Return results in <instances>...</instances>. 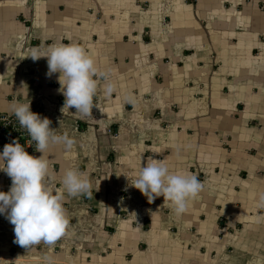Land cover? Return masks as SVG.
Listing matches in <instances>:
<instances>
[{"label":"crops","instance_id":"obj_1","mask_svg":"<svg viewBox=\"0 0 264 264\" xmlns=\"http://www.w3.org/2000/svg\"><path fill=\"white\" fill-rule=\"evenodd\" d=\"M61 43L116 85L97 77L87 116L62 111L59 73L28 56ZM14 102L74 140L46 151L50 186L75 168L93 195L64 193L54 246L14 243L0 214V264H264V0H0V113ZM151 158L202 182L184 214L131 185Z\"/></svg>","mask_w":264,"mask_h":264},{"label":"clouds","instance_id":"obj_2","mask_svg":"<svg viewBox=\"0 0 264 264\" xmlns=\"http://www.w3.org/2000/svg\"><path fill=\"white\" fill-rule=\"evenodd\" d=\"M28 56L33 61L47 58L46 76L59 73L58 91L65 97L62 111L67 107L75 108L76 112L85 116L91 114L98 89L97 77L106 81L105 94L110 95L116 89L110 71H101L94 58L77 44L53 45L46 52L34 47ZM11 111L35 142L36 150L42 154L31 155L18 140L4 145L0 152V170L11 178V186L6 192L0 191V214H5L14 225V243L26 248L41 243L54 246L66 233L69 223L64 208V193L91 197V183L87 174L68 168L61 177L62 190L51 187L45 153L55 145L71 149L74 140L67 133L55 134L49 126L50 120L33 112L30 103L14 102ZM131 185L139 189L149 202L163 196L176 215L184 214L189 200L203 189L202 182L195 175L171 171L167 164L152 158L141 166ZM256 207L264 209V193L256 200Z\"/></svg>","mask_w":264,"mask_h":264},{"label":"built area","instance_id":"obj_3","mask_svg":"<svg viewBox=\"0 0 264 264\" xmlns=\"http://www.w3.org/2000/svg\"><path fill=\"white\" fill-rule=\"evenodd\" d=\"M31 110L33 112L39 113V111H37L36 109L31 108ZM0 121L2 122L0 126V139H3V141H5L6 143H10L15 140V138H18V141L25 147V150L30 154L36 149L35 142L31 140L26 129L22 128L19 125V122L13 114L0 117ZM8 126L10 127V130L8 132H4L3 129ZM20 140H23V142H21ZM3 147L4 145L1 147L0 152L3 151Z\"/></svg>","mask_w":264,"mask_h":264},{"label":"trees","instance_id":"obj_4","mask_svg":"<svg viewBox=\"0 0 264 264\" xmlns=\"http://www.w3.org/2000/svg\"><path fill=\"white\" fill-rule=\"evenodd\" d=\"M30 108L36 109L37 111H39L38 114H40V116H41V108H40V106L34 104ZM7 115H9V114L0 113V117H4V116H7ZM1 124H2V122L0 121V126H1ZM9 130H10V127L9 126L3 129L4 132H8ZM15 140H18V138H15ZM20 141L23 142V140H20ZM5 144H6V142L3 141V139H0V149Z\"/></svg>","mask_w":264,"mask_h":264}]
</instances>
